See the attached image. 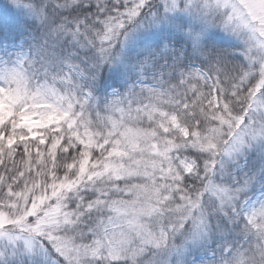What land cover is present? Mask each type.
<instances>
[{
    "label": "snow or ice",
    "instance_id": "snow-or-ice-1",
    "mask_svg": "<svg viewBox=\"0 0 264 264\" xmlns=\"http://www.w3.org/2000/svg\"><path fill=\"white\" fill-rule=\"evenodd\" d=\"M0 264H264V0L0 4Z\"/></svg>",
    "mask_w": 264,
    "mask_h": 264
},
{
    "label": "trees",
    "instance_id": "trees-1",
    "mask_svg": "<svg viewBox=\"0 0 264 264\" xmlns=\"http://www.w3.org/2000/svg\"><path fill=\"white\" fill-rule=\"evenodd\" d=\"M5 2H6V0H0V4H3Z\"/></svg>",
    "mask_w": 264,
    "mask_h": 264
}]
</instances>
